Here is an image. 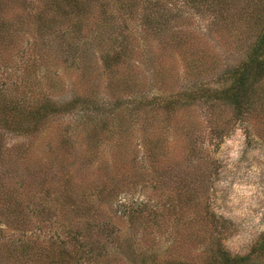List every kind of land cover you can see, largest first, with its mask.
I'll use <instances>...</instances> for the list:
<instances>
[{"label": "trees", "instance_id": "16d2710c", "mask_svg": "<svg viewBox=\"0 0 264 264\" xmlns=\"http://www.w3.org/2000/svg\"><path fill=\"white\" fill-rule=\"evenodd\" d=\"M184 11L206 18L221 48L239 54L223 72H218L220 58L188 40ZM20 24L32 28L29 45L13 43L12 32L18 28L12 27ZM43 47L45 52L53 49L67 66L80 68L87 81L94 74L101 76L105 97L98 88L77 80L71 83L69 98H53L57 79L37 76L45 60ZM20 49H26L20 59L24 58L21 70L28 75L23 89L14 88L11 76L8 82L0 79L1 162L15 148L24 154L28 145L21 142L11 148L5 142L8 133L27 140L38 132L34 139L42 135L46 145L51 138L63 154L40 155L41 166L45 161L57 172H63L68 162L65 150L83 142L80 159L99 170L102 160L105 165L104 148L120 154L134 133L145 137L150 156L155 155L154 142L163 138L159 134L172 127L186 136L194 130L199 134L202 130L194 121L171 122L179 109L190 117L193 105H206L210 139L220 137L226 126L220 119L224 109L235 121L250 123L257 109L264 112V0H0V60L6 75L12 72L7 61ZM166 53L171 58L166 59ZM176 64L181 69L171 72ZM90 67L100 72L92 74ZM34 76L41 86H28ZM213 76L215 82L209 79ZM182 78L191 83L181 86ZM64 115L69 120L63 126L51 127V120ZM204 142L198 145L190 138L189 168L166 172L165 178L156 173L153 196L136 202L118 200L107 218L97 216L93 202L69 199L73 193L68 191L69 178L61 177L64 181L52 194L54 200L39 204L34 219L25 196L0 189V258L25 264H264V232L243 253L226 246L231 222L211 207L207 183L216 166L206 169L205 157L212 162V156L210 150L204 153ZM177 162L172 159L165 165ZM103 173L99 190L117 199L119 190L113 184L122 173ZM164 179L171 183H160ZM86 183L89 188L92 181ZM50 191L46 189L47 197ZM54 207L65 216L60 226L54 224L60 229L41 234L40 223L50 222L39 215ZM68 212L75 217H66Z\"/></svg>", "mask_w": 264, "mask_h": 264}, {"label": "rangeland", "instance_id": "374dc122", "mask_svg": "<svg viewBox=\"0 0 264 264\" xmlns=\"http://www.w3.org/2000/svg\"><path fill=\"white\" fill-rule=\"evenodd\" d=\"M183 16L189 20L188 25H186L188 40L192 43L195 41L200 44L204 48L205 54L213 53L216 58H220L218 72H223L225 65L234 63L239 58V54L224 51L221 48L219 39L216 33L212 32L206 18H200V16L189 14L185 11ZM22 25L12 27L13 29L18 28L12 32L13 43L19 44L18 46L29 45V42H32V28L28 25ZM193 35L198 37L200 41L196 40ZM43 41L42 38H38V42ZM18 46L15 48H18ZM194 46L196 45L194 44ZM24 50L26 49L18 50V53L7 61L12 71L11 73L7 72V75L3 71L5 63L0 60V69L2 71L0 72V79L8 82V76H11L10 82L13 81L17 84V86L14 85L17 90L23 89L24 83L22 81L24 82V78L28 76L25 70H21L24 58L20 59V53H23ZM41 51L45 60L41 64L40 69H38L37 76L40 80H45L46 77L50 80L57 79L55 81L56 87L52 90L53 98L56 100L69 98L71 95L70 91L74 89L71 83L77 80L84 85L89 83L92 89L98 88V90L96 89L98 94H102V97H105L106 89L102 86L104 81L101 76L94 74L87 81L85 79L86 75H83L80 68L74 69L59 61V58L53 53V49H49L52 54L45 52L44 47ZM166 55V59L171 58L168 53ZM143 69L145 70V67ZM179 69H181L180 65L176 64L169 70L177 73ZM89 70L92 74L93 72H100L97 68L92 71L90 67ZM79 75L82 77H79ZM215 77L213 76L209 79L215 82ZM29 80L28 86L32 87L33 84L41 86L35 76ZM147 80L148 82L150 81L149 77ZM80 83L78 82L76 85L78 86ZM190 83L188 79L182 78L181 86H186V84ZM216 85L219 84L216 83ZM148 90L151 92V86ZM193 106L194 111L190 112V117H188L189 115L185 116L184 112L179 109L174 113L171 122H187V119L188 121H194L199 130H202L199 134H197L198 130H194L191 133L192 135L186 136L178 133L172 127L170 131L159 134L163 138L159 142H154L155 155L150 156V152L145 150L147 143L145 137H141L139 133H134L130 136V144L127 143L120 154H117L119 153L118 150L109 153V150L104 148L101 153L105 155V165L104 160H102L103 163L99 170H95L90 162H84L80 159L82 152L80 149L85 147V143L80 142L77 143L75 148L70 150L68 148L64 152L68 158L67 164L63 167L64 176L61 175L63 172H57L56 167L51 168L49 167L50 164H44L45 161H42L43 165L41 166L40 155L49 152L52 155L63 154V152L61 153L62 147L53 143L51 138L50 143L46 145L43 142L44 137L42 135L34 139L38 132L27 140H24V137L8 133L5 142L7 145H13L11 148H15L16 144L21 142L26 143L28 141V145L26 143L27 149L24 154L17 153V148H15L6 154L8 156L4 157L2 162L0 161V189L13 190L17 197L25 196V200L29 205L27 212L32 214V219H34L33 210L36 208V212H38L39 204L54 200L55 196L52 194L64 181L61 177H64V179L69 178L68 191L73 192L69 199L76 203L87 200L93 202V210L96 209L98 212L97 216L107 218L112 214L111 209L117 208V204L120 201L136 202L153 196L154 183L157 181L155 180V177L157 178L156 173L165 178L164 173L166 172L168 175L170 171L189 168L191 163L187 159L189 156H187L186 144L190 138H193L198 145L204 139V153L207 154L210 150L212 156V162L211 157H205L207 161L205 167L209 170L210 165L216 166V172L210 178L211 181L207 183L211 207L217 214L231 222V233L225 240L227 248L234 253H243L248 250L259 234L264 232V112L262 113L257 109L253 114L251 123L249 121L247 123L246 121H235L231 111L224 109L220 119L226 126H222L220 137L210 139V134L206 131L209 124L210 109L206 105L201 104ZM62 118L64 119L51 120V127L59 128L69 120L67 115ZM225 119L227 120L225 121ZM159 120L158 129L160 130L163 123H161V119ZM167 124L168 122L165 121L162 128H167ZM155 135L156 133L154 132ZM49 137L50 133L47 134L46 140ZM110 154L113 155L111 158L112 162L107 161L110 158ZM172 159H177L178 162L171 167L170 165H165L166 163L169 164ZM106 170L109 175L122 173L120 177L116 175L117 179L113 184L114 188L119 190L117 199L114 196L110 198L111 195L106 190H99L101 186L99 182H102L101 174L104 176L105 173L103 172ZM90 181L92 183L88 188L85 183L87 182L86 184L89 185ZM160 183L169 185L171 182L164 179ZM46 189L53 190L50 191L48 197ZM70 216L75 217L71 212H68L66 217ZM63 217L65 216L62 215L59 207H54L49 209L48 212L39 215L42 220L49 218L50 222L49 225L48 222L46 225V221H43V224L40 223L43 227L40 233L49 234L59 230L60 228L58 229L54 224L60 226ZM31 230L36 231V226L31 227ZM0 264H25V262L16 263L13 258L1 257Z\"/></svg>", "mask_w": 264, "mask_h": 264}]
</instances>
